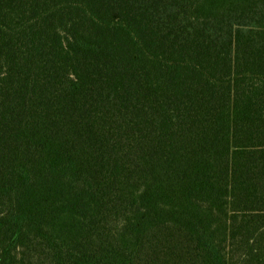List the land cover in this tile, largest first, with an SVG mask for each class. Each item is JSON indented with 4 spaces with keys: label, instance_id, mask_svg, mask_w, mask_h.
Masks as SVG:
<instances>
[{
    "label": "trees",
    "instance_id": "trees-1",
    "mask_svg": "<svg viewBox=\"0 0 264 264\" xmlns=\"http://www.w3.org/2000/svg\"><path fill=\"white\" fill-rule=\"evenodd\" d=\"M0 264H264V0H0Z\"/></svg>",
    "mask_w": 264,
    "mask_h": 264
}]
</instances>
